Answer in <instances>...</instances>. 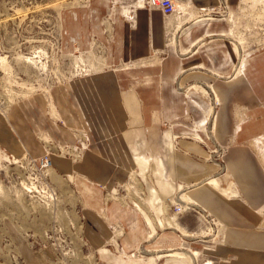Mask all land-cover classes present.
Returning <instances> with one entry per match:
<instances>
[{
    "label": "rangeland",
    "instance_id": "obj_1",
    "mask_svg": "<svg viewBox=\"0 0 264 264\" xmlns=\"http://www.w3.org/2000/svg\"><path fill=\"white\" fill-rule=\"evenodd\" d=\"M174 1L177 12L162 15L166 47H176L178 34L192 25L224 23V33L205 34L190 48L178 53L182 57L191 55L199 47L220 38L228 41L235 61L228 75H220L202 64L181 70L174 79V87L182 95L186 115L165 119L161 105L142 106L145 127L155 125L171 131L173 150L180 148L182 140L202 148L203 154L191 153L190 156L199 163L212 164L215 169L189 183L204 180L207 183L209 180L213 184L209 186L226 199H241L240 183L229 176L227 160L234 137L229 136L226 143L215 139L222 101L213 84L217 80H235L249 64L264 59V0H216L204 5L198 0ZM68 10L76 13L75 19L70 20L73 24L70 30L64 17ZM139 10L154 11L148 9L146 0H0V117L13 129L9 113L15 105L20 106L23 117L32 126L34 140L42 149L40 155L33 156L22 146V153L15 155L0 143V229L6 233L0 244V264H22L25 259L33 258L24 255L14 231L21 236L25 247L40 252L50 264H106L103 257L112 253L123 258L145 255L140 248L132 253L124 251L119 243L125 227L112 221L107 210L111 204L123 209L136 206L131 204L133 193L139 197L134 202H142L140 173L136 167H124L121 150L116 146H120V139L115 141L113 136H106L103 141L110 143L113 140L108 144L92 138L102 131L109 133L105 123H99L97 118L105 116L109 120V112L104 110L101 115L100 107L98 111H86L78 98L79 84L86 78L107 68L116 70L136 64L130 61L114 65L107 42L102 38L111 40L117 18L134 29ZM168 20L170 23L166 24ZM164 52V49L154 51L143 63L156 62ZM191 71L201 72L208 79L181 81L182 75ZM54 91H59L65 99L69 123L61 117L52 96ZM191 91L206 105L202 107L194 101L190 97ZM90 92L98 97L95 86ZM38 98L42 99L44 107L37 105ZM260 104L264 105V102ZM190 107L199 109L198 119L189 115ZM76 111L80 117L75 116ZM247 111L243 105L231 104V132H237ZM176 125H182L187 132H175ZM66 134L70 139L64 138ZM260 149L257 156L264 168V146ZM85 153L105 162L113 172L121 170L122 176L102 183L76 170L62 172L52 163V157L56 156L68 159L75 166L83 161ZM130 183L132 188H127ZM96 191L100 193V208L94 212ZM179 193L171 198H161V215L164 216L160 217L158 231L181 234L179 249L165 253L176 256L185 264H218L226 260L212 254L226 241L225 223L210 212L209 218L199 211L189 210L180 217H173L171 206L178 202ZM184 196L193 200L188 194ZM260 214L259 229L264 230V206ZM94 219L109 230L106 239L86 235L87 225L94 223ZM153 253L165 256L162 252Z\"/></svg>",
    "mask_w": 264,
    "mask_h": 264
},
{
    "label": "crops",
    "instance_id": "obj_2",
    "mask_svg": "<svg viewBox=\"0 0 264 264\" xmlns=\"http://www.w3.org/2000/svg\"><path fill=\"white\" fill-rule=\"evenodd\" d=\"M198 1L200 5L216 2ZM64 17L70 30L73 27L70 20L75 19L76 13L68 10ZM225 31L224 23L192 25L178 34L176 47H166L165 21L161 12L154 10L149 13L139 10L134 29L129 28L123 19L117 18L110 43L102 38L107 42L109 57L114 65L130 61H135L136 64L116 70L107 68L86 78L85 82L79 84L78 98L86 111H98L97 108L100 107L101 115L104 110L109 112V120L105 119V116L97 117L99 123H105L109 133L101 130L103 133L92 138L103 141L106 136H113L115 141L120 139L121 147L118 144L116 146L121 150L119 153L124 159V167H136L140 173L142 202L137 204L135 202L138 200H132L131 204L136 206L125 209L111 204L107 210L112 221L125 227L124 236L119 243L124 251L132 253L140 248L145 253L139 257L126 258L112 253L103 257L106 264H185L176 256L165 253L177 250L181 234L177 231H158L160 217L164 216L163 213L161 215V198L173 197L183 183L198 181L212 173L215 167L210 163H199L192 159L191 153H204L198 145L182 140L180 148L173 150L171 131L161 130L155 125L145 127L142 106L161 105L162 117L165 119L186 115L182 95L174 87V79L180 71L202 64L220 75H228L235 57L228 41L220 38L199 47L197 52L191 55L182 57L178 51L190 48L205 34ZM70 36L69 32L68 37ZM163 49L165 52L159 55L156 62L143 63L151 53ZM193 79L207 80L208 77L193 71L184 73L181 77L183 82ZM93 85L98 97L90 92ZM213 86L222 101L217 115L215 139L219 143H226L229 136L234 137L227 158L229 176L239 181L242 198L226 199L209 186L211 181L188 189L186 194L227 226L225 243L212 253L226 259L218 264H264V230L259 229L262 219L260 212L264 206V168L256 149L264 146V105L260 104L264 102V59L249 64L237 79L230 82L217 80ZM52 96L61 117L69 123L65 99L60 96L59 91H54ZM190 97L200 106L206 105L195 92L191 91ZM66 99L69 101L68 97ZM232 103L243 105L248 110L237 132H231ZM37 105L44 107L42 99L38 98ZM188 112L194 119L200 117L197 107H190ZM9 115L13 129L0 117V143L15 155L22 153V146L31 155H40L41 146L34 140L32 126L23 117L21 107L15 105ZM75 116L80 117L79 112L76 111ZM51 128L53 129L52 124ZM174 131L187 132L182 125H176ZM64 138L70 139L68 134L64 135ZM111 143L113 140L108 144ZM52 163L62 172L76 170L102 183L122 176L121 170L113 172L105 162L90 153H85L83 161L75 166L68 159L56 156L52 157ZM215 181L217 185V180ZM93 205L94 212L98 211L100 193L97 191ZM96 219L94 223L87 225L85 233L90 238L106 239L109 230ZM14 235L20 241L24 255L33 257L25 259L22 264H50L40 252L25 247L21 236L15 231ZM5 237V231L0 229V244ZM153 252H162L165 256L161 257Z\"/></svg>",
    "mask_w": 264,
    "mask_h": 264
},
{
    "label": "built area",
    "instance_id": "obj_3",
    "mask_svg": "<svg viewBox=\"0 0 264 264\" xmlns=\"http://www.w3.org/2000/svg\"><path fill=\"white\" fill-rule=\"evenodd\" d=\"M146 5L148 7L149 10H158L161 12V14L163 16H169V15H173L177 12V7H176V3L174 0H146ZM211 179L213 177H210ZM204 180L203 182L199 183V182H194V183H189V184H185L184 187L183 185L179 186V199L178 202H175L174 204H172L171 206V211L173 213V217H180L183 212L186 211H192V212H201L202 214H204L205 218H209L211 215L210 213H208L205 209L201 208L196 202H194L193 200L188 199L187 197L184 196V194L186 195V191L190 188H194L200 184H205ZM124 185V183L121 185V187ZM138 188H139V184H137ZM140 189V188H139ZM141 192V189H140ZM183 194L184 198H181L180 196ZM133 200H138L139 197L136 196V194L133 193L132 198ZM198 213V212H197ZM202 217V218H204ZM212 224H214L213 219L210 218Z\"/></svg>",
    "mask_w": 264,
    "mask_h": 264
},
{
    "label": "bare ground",
    "instance_id": "obj_4",
    "mask_svg": "<svg viewBox=\"0 0 264 264\" xmlns=\"http://www.w3.org/2000/svg\"><path fill=\"white\" fill-rule=\"evenodd\" d=\"M170 23V21L168 20V21H166V24H169ZM27 59V58H26ZM27 60H30V61H32V59H30V58H28ZM256 148V147H255ZM257 149V151H259V152H261V149L260 148H256ZM263 157H264V155H262ZM209 181V180H208ZM132 183H130V184H128L127 185V188H132ZM30 189V188H29ZM115 236H117V230H116V235ZM184 236V235H183ZM186 236H187V233H186Z\"/></svg>",
    "mask_w": 264,
    "mask_h": 264
}]
</instances>
